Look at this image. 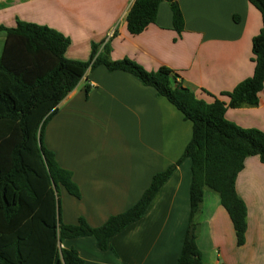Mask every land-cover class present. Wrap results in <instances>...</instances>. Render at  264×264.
<instances>
[{"label":"crops","instance_id":"1","mask_svg":"<svg viewBox=\"0 0 264 264\" xmlns=\"http://www.w3.org/2000/svg\"><path fill=\"white\" fill-rule=\"evenodd\" d=\"M178 1L185 18L181 34L167 1L158 8L156 24L138 36L126 25L136 0H0V26L48 27L69 39V60L89 61L98 45V54L108 51L111 61L130 59L149 72L168 68L198 99L229 104L222 94L254 75L253 39L263 27L262 14L248 0ZM6 37L0 31V57ZM226 118L264 132V90L258 106L229 108ZM191 138V122L153 88L100 66L88 70L61 102L46 128L45 143L81 191L77 199L62 189L67 214H80L77 204H86L98 213L110 208L112 217L136 204L154 175L177 163ZM191 168L185 160L150 212L111 238L106 251L94 237L66 240L62 248L76 249L86 264H176L190 217ZM236 190L247 206L245 244L238 245L220 195L206 189L196 218L205 264H264V164L259 157L246 159Z\"/></svg>","mask_w":264,"mask_h":264},{"label":"trees","instance_id":"2","mask_svg":"<svg viewBox=\"0 0 264 264\" xmlns=\"http://www.w3.org/2000/svg\"><path fill=\"white\" fill-rule=\"evenodd\" d=\"M167 1L174 29L181 34L185 18L178 0H136L127 16L132 36L156 24L158 8ZM262 14L263 27L253 39L254 75L232 92L223 93L229 104H211L197 98L174 71L162 67L149 72L130 59L111 61L108 51L99 55L94 45L89 61L66 57L68 38L31 23L0 26L7 34L0 57V264H86L74 249L62 248L66 240L94 237L100 250L111 238L145 217L162 188L185 161L192 164L190 217L180 258L176 264H205L198 246L196 218L205 190L218 193L230 214L239 246L246 241L247 206L238 196L236 182L249 157L264 164V132L243 129L226 118L229 108L258 106L264 90V0H248ZM238 19L237 17L235 18ZM104 66L124 72L153 88L192 124V138L176 164L154 175L149 188L128 211L93 228L80 218L75 225L61 219L60 190L80 199L73 173L64 169L45 143L46 127L58 114L61 102L79 85L88 70ZM90 88H86L87 94Z\"/></svg>","mask_w":264,"mask_h":264},{"label":"rangeland","instance_id":"3","mask_svg":"<svg viewBox=\"0 0 264 264\" xmlns=\"http://www.w3.org/2000/svg\"><path fill=\"white\" fill-rule=\"evenodd\" d=\"M50 122H51V120H50ZM49 123H48V125H49ZM48 125H47V127H48ZM62 192H63V190L61 189L60 195H62ZM77 206L79 207L78 212L80 214L76 215V213H75L73 215L72 214L70 215V214H67V212L65 211V209H66L65 204L61 202V219H62L63 224H66V225H69L68 223L76 224L80 218H84L89 223V225L91 227L98 228V227H101L102 225H104L109 220V217H111L109 215H112L111 212H113V211H111L110 208H99L100 213H98V212H96L97 207H93L91 211H88L86 208L87 207L86 204H77ZM132 207H130V208H132ZM68 209L71 212L75 211V209L73 207H70L69 205H68ZM71 218H73V219H71Z\"/></svg>","mask_w":264,"mask_h":264}]
</instances>
